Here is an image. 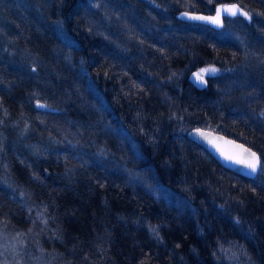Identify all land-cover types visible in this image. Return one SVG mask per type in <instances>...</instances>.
<instances>
[{
  "label": "trees",
  "instance_id": "16d2710c",
  "mask_svg": "<svg viewBox=\"0 0 264 264\" xmlns=\"http://www.w3.org/2000/svg\"><path fill=\"white\" fill-rule=\"evenodd\" d=\"M234 3L238 37L179 17ZM244 37L264 42V0H0V120L37 145L1 157L43 210L41 262L264 264V49L251 62ZM194 126L255 149L256 176Z\"/></svg>",
  "mask_w": 264,
  "mask_h": 264
},
{
  "label": "rangeland",
  "instance_id": "374dc122",
  "mask_svg": "<svg viewBox=\"0 0 264 264\" xmlns=\"http://www.w3.org/2000/svg\"><path fill=\"white\" fill-rule=\"evenodd\" d=\"M237 4V3H236ZM233 5V4H232ZM221 6H228L226 4H222ZM218 6L217 8L221 7ZM238 7H240L243 12L248 13L247 16L241 15L237 13L236 15H229L227 13H223L221 17V24H213L209 22L210 25H216L217 27L221 28L222 25H225L223 28L224 33H228L230 28H233V32L230 33L228 36H237L242 35V26L239 23V21L232 19L234 16H241L242 18L250 17V13L246 7H241L237 4ZM214 12V11H211ZM213 15H216V11L213 13ZM223 15H227L230 21L226 22L223 18ZM232 17V18H230ZM247 19V18H246ZM187 20V19H186ZM191 20V19H189ZM187 20V21H189ZM243 41L247 44L248 49L246 50V57L253 62L254 57L258 54L257 52L261 53V49H264V42L260 41L259 49L257 52H254L255 47L257 46V41H255L252 38L244 37ZM250 48V49H249ZM17 67L15 65H12L10 69L13 70ZM204 68H215L218 71H216L214 74H217L220 72V69L215 64L205 66ZM201 70V69H200ZM194 71L192 76L195 80V82L198 85L203 86L204 83H202L200 80H198L195 77V73L200 72ZM212 75V73H206L203 76V79L205 81L206 76ZM4 85L1 86L0 83V89H4ZM1 103V102H0ZM39 107H46V104L40 103ZM1 111V107H0ZM8 111V110H7ZM5 113V112H4ZM6 115L7 112H6ZM16 124V121H13L11 126H14ZM26 126H24L25 128ZM190 131V130H189ZM10 131L4 123V121L0 120V181H12L16 178L18 181H22L21 178H18L20 174L18 172L17 175L15 174V178L13 176V172L9 168V162L8 158L5 156L4 159L1 157V146L5 148V150L10 153V155H14L18 158L23 159L24 153L29 156V153H33L36 150L37 145H34L31 141H26L23 139V136L26 134L29 135V133L25 131ZM9 138V139H8ZM23 139V140H22ZM10 142H9V141ZM19 140V141H17ZM8 144H10V147H6ZM25 151V152H24ZM30 154V155H31ZM31 156L29 159L31 160ZM3 160V161H2ZM14 163V161H11ZM17 171L19 170L18 165ZM15 173V172H14ZM5 174L9 176V179L5 178ZM11 197V198H10ZM184 206V204L182 203ZM33 215V216H32ZM43 215V210L40 207V204H37L35 201L32 200L30 197V189L27 187L23 191H20V193L16 194L12 193L10 187H8L7 194L5 190H0V264H49L44 261H40L41 253L39 252L38 246H35L32 241V231H31V223H33L34 220H37L40 218V216ZM28 226L30 229H28ZM24 229V230H23ZM38 232V231H36Z\"/></svg>",
  "mask_w": 264,
  "mask_h": 264
},
{
  "label": "water",
  "instance_id": "95a60500",
  "mask_svg": "<svg viewBox=\"0 0 264 264\" xmlns=\"http://www.w3.org/2000/svg\"><path fill=\"white\" fill-rule=\"evenodd\" d=\"M233 5H236L234 3ZM241 9L240 7H238ZM198 12L195 11H180L179 17L182 19H191L195 21H204L209 22L207 20H199V19H192L191 17H214L216 15H205V14H197ZM239 13V12H238ZM187 14V15H185ZM203 133V134H202ZM189 137L195 139L196 141H199L204 147L211 151L213 156L226 168L236 170L238 172H242V174L247 175L249 177H254L259 170L260 167V157L259 153L251 148L250 146H247L245 143L241 141H237L235 139L230 138L229 136H225L221 132L217 130H212L208 128H203L201 126H194L190 129L188 132ZM255 153L256 157L259 159V163L257 165V168L255 171H253L251 168H249L246 164L239 163V160H248L251 158V154ZM232 156L234 159H228L227 157Z\"/></svg>",
  "mask_w": 264,
  "mask_h": 264
},
{
  "label": "snow or ice",
  "instance_id": "6c2138e0",
  "mask_svg": "<svg viewBox=\"0 0 264 264\" xmlns=\"http://www.w3.org/2000/svg\"><path fill=\"white\" fill-rule=\"evenodd\" d=\"M238 12H239V14L244 15V16L248 15V13L243 12L242 9H239L238 6L231 5V6H221V7L217 8L216 9V16H214V17L198 16V17H191V18L192 19H199V20H207L213 24L220 25L221 24V17H222L223 13H227L229 15H236ZM185 15H187V14H185ZM216 71H218V70L215 68H204V69H201L200 72L195 73L194 75L202 83H206V81H204V79H203L204 74H206V73L214 74ZM227 158L228 159H234V157H232V156H229ZM238 162L246 164L249 168H251L253 171H255L257 168V165L259 163V159H258V157H256L255 153H252L250 159L239 160Z\"/></svg>",
  "mask_w": 264,
  "mask_h": 264
},
{
  "label": "bare ground",
  "instance_id": "6f19581e",
  "mask_svg": "<svg viewBox=\"0 0 264 264\" xmlns=\"http://www.w3.org/2000/svg\"><path fill=\"white\" fill-rule=\"evenodd\" d=\"M198 14V13H197ZM199 14H205V13H202V12H200ZM205 15H208V14H205ZM210 15H212V14H210ZM225 15H223V17H224ZM196 22H199V21H196ZM221 31V30H220ZM221 32H225V31H221ZM192 49V48H191ZM209 65H212V64H207V65H204V66H202V67H200V68H197V69H195V70H191V72H189V74H188V77L190 78V80L192 81V82H194L195 84H197L196 82H195V80H194V78H193V76H192V74H193V72L194 71H198V70H200V69H202L203 67H205V66H209ZM209 76H213V74L212 75H208V76H206V79H205V81H207V78L209 77ZM194 84V85H195ZM205 84V83H204ZM198 85V84H197ZM220 132V131H219ZM222 133V132H221ZM222 134H224V133H222ZM225 135V134H224ZM227 135V134H226ZM225 135V136H226ZM227 136H229V135H227ZM230 138H232V139H235V138H233V137H231V136H229ZM190 139H192L193 141H196L195 139H193V138H191V137H189ZM235 140H239V139H235ZM240 141V140H239ZM196 142H198L199 144H201L199 141H196ZM242 142V141H241ZM202 145V144H201ZM203 146V145H202ZM204 147V146H203ZM206 147V146H205ZM204 147V148H205ZM252 148V147H251ZM209 151V150H208ZM210 153H211V151H210ZM213 155V154H212ZM224 166V165H223ZM225 167V166H224ZM226 168V167H225ZM227 169H229V168H227ZM231 171H233V172H236V173H240V174H242V172H238V171H236V170H233V169H230ZM242 175H244V174H242ZM245 176H247V175H245ZM256 176V175H255ZM249 177V176H248ZM8 187H10V189H11V191H12V193H15V195L16 194H18V192H20V191H23L25 188H27V185L25 184V183H21V182H19V181H16V179H14V180H12V181H5V180H2V181H0V190L2 191V190H5L6 191V194H7V190H8ZM11 198V197H10ZM31 229H32V227H30ZM29 228V226H28V229H30ZM49 263V262H48ZM50 264V263H49Z\"/></svg>",
  "mask_w": 264,
  "mask_h": 264
}]
</instances>
